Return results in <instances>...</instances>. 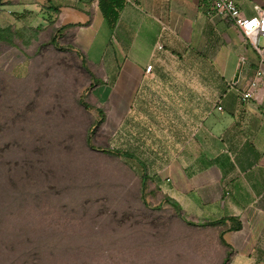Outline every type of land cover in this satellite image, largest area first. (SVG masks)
<instances>
[{
    "label": "crops",
    "instance_id": "obj_1",
    "mask_svg": "<svg viewBox=\"0 0 264 264\" xmlns=\"http://www.w3.org/2000/svg\"><path fill=\"white\" fill-rule=\"evenodd\" d=\"M10 19L80 58L91 79L77 102L95 111L86 135L109 142L93 148L129 158L148 203L205 229L206 264H264V83L241 97L264 35L255 46L211 0H124L114 27L100 0H0V24Z\"/></svg>",
    "mask_w": 264,
    "mask_h": 264
},
{
    "label": "rangeland",
    "instance_id": "obj_2",
    "mask_svg": "<svg viewBox=\"0 0 264 264\" xmlns=\"http://www.w3.org/2000/svg\"><path fill=\"white\" fill-rule=\"evenodd\" d=\"M0 25V264H206L205 229L144 202L131 160L88 142L80 58L49 30Z\"/></svg>",
    "mask_w": 264,
    "mask_h": 264
},
{
    "label": "built area",
    "instance_id": "obj_3",
    "mask_svg": "<svg viewBox=\"0 0 264 264\" xmlns=\"http://www.w3.org/2000/svg\"><path fill=\"white\" fill-rule=\"evenodd\" d=\"M213 12L216 16L231 21L238 29L247 36L255 46L258 40L264 35V10L254 16L246 15L235 0H211ZM251 25V27H249ZM152 65L147 67L151 71ZM264 83V62L256 71V76L250 81L248 87L241 93L243 100H249L259 95L260 84Z\"/></svg>",
    "mask_w": 264,
    "mask_h": 264
},
{
    "label": "trees",
    "instance_id": "obj_4",
    "mask_svg": "<svg viewBox=\"0 0 264 264\" xmlns=\"http://www.w3.org/2000/svg\"><path fill=\"white\" fill-rule=\"evenodd\" d=\"M123 5H124V0H100L101 9H102V11H103V13L105 15V18H106L107 22L109 23V25L111 27L115 26L116 21H117V19L119 17L120 11L123 8ZM59 32L60 31H58V33ZM51 42L53 44H56V45L58 43L57 40H56V37ZM90 137L91 136L88 137V142L89 143H91ZM103 150H105L107 152H110V153H113V154H118V152L116 150H114V149H103ZM142 192H143L142 198H143L144 202L148 203L144 199V191L143 190H142Z\"/></svg>",
    "mask_w": 264,
    "mask_h": 264
},
{
    "label": "snow or ice",
    "instance_id": "obj_5",
    "mask_svg": "<svg viewBox=\"0 0 264 264\" xmlns=\"http://www.w3.org/2000/svg\"><path fill=\"white\" fill-rule=\"evenodd\" d=\"M249 27H251V25H249Z\"/></svg>",
    "mask_w": 264,
    "mask_h": 264
}]
</instances>
